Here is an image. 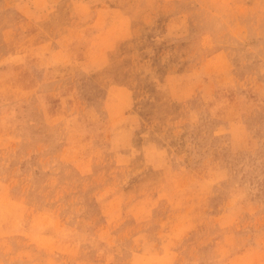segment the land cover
<instances>
[{"label": "rangeland", "instance_id": "rangeland-1", "mask_svg": "<svg viewBox=\"0 0 264 264\" xmlns=\"http://www.w3.org/2000/svg\"><path fill=\"white\" fill-rule=\"evenodd\" d=\"M0 264H264V0H0Z\"/></svg>", "mask_w": 264, "mask_h": 264}]
</instances>
